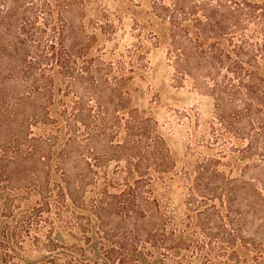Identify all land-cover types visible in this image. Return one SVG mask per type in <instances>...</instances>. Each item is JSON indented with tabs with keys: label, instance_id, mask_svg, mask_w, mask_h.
<instances>
[{
	"label": "trees",
	"instance_id": "obj_1",
	"mask_svg": "<svg viewBox=\"0 0 264 264\" xmlns=\"http://www.w3.org/2000/svg\"><path fill=\"white\" fill-rule=\"evenodd\" d=\"M85 1L0 0V264H264V0ZM162 43L209 117L131 105Z\"/></svg>",
	"mask_w": 264,
	"mask_h": 264
},
{
	"label": "rangeland",
	"instance_id": "obj_2",
	"mask_svg": "<svg viewBox=\"0 0 264 264\" xmlns=\"http://www.w3.org/2000/svg\"><path fill=\"white\" fill-rule=\"evenodd\" d=\"M85 1L86 8L83 21L89 19L96 20L94 5L91 1ZM109 9H114L116 4L112 1L106 3ZM68 20L78 22L76 13L66 12L63 14ZM129 22V16L125 17ZM88 29H90L88 27ZM129 41V36L124 38ZM174 69L166 56L165 43L153 48L150 54V66L147 69H137L129 81L130 103L143 110L165 125L171 121L174 109L197 110L202 118L209 117L212 113V97L206 91V84L201 83L200 79L185 77L180 83L174 79ZM191 110V111H192ZM170 147L178 155L182 154L184 139L186 137L183 126L171 130ZM264 150V141L260 143Z\"/></svg>",
	"mask_w": 264,
	"mask_h": 264
}]
</instances>
